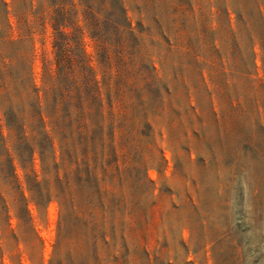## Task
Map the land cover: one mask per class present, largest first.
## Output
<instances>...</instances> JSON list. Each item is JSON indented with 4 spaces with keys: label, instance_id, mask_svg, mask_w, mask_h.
<instances>
[{
    "label": "rangeland",
    "instance_id": "rangeland-1",
    "mask_svg": "<svg viewBox=\"0 0 264 264\" xmlns=\"http://www.w3.org/2000/svg\"><path fill=\"white\" fill-rule=\"evenodd\" d=\"M4 1L0 264H264V0Z\"/></svg>",
    "mask_w": 264,
    "mask_h": 264
},
{
    "label": "trees",
    "instance_id": "trees-1",
    "mask_svg": "<svg viewBox=\"0 0 264 264\" xmlns=\"http://www.w3.org/2000/svg\"><path fill=\"white\" fill-rule=\"evenodd\" d=\"M7 4L4 0H0V107L4 116V124L8 129V135H10L12 130V124L10 118L13 115L14 105L13 96L10 88L11 76L16 74L17 79L21 80V83L26 80V66L24 65V59L22 56L19 57L20 64H14V58L17 51L21 49V40H12L4 38V26H9L7 21ZM82 58H85L84 56ZM86 59H82L84 63ZM28 70V69H27ZM48 81L55 82L57 77L48 76ZM82 79L84 82H88V74H82ZM0 124V151L7 152L5 143L7 138L2 135L1 128L3 126ZM41 147V146H40ZM41 149H43L41 147Z\"/></svg>",
    "mask_w": 264,
    "mask_h": 264
}]
</instances>
